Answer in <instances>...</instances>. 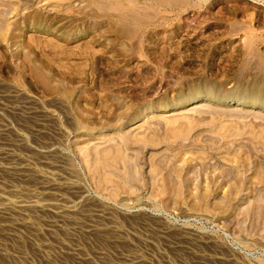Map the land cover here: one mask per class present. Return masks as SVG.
Instances as JSON below:
<instances>
[{
  "label": "rangeland",
  "instance_id": "374dc122",
  "mask_svg": "<svg viewBox=\"0 0 264 264\" xmlns=\"http://www.w3.org/2000/svg\"><path fill=\"white\" fill-rule=\"evenodd\" d=\"M250 28L264 0H0V91L50 149L0 109L29 171L0 264H264V110L225 104L264 92Z\"/></svg>",
  "mask_w": 264,
  "mask_h": 264
},
{
  "label": "bare ground",
  "instance_id": "6f19581e",
  "mask_svg": "<svg viewBox=\"0 0 264 264\" xmlns=\"http://www.w3.org/2000/svg\"><path fill=\"white\" fill-rule=\"evenodd\" d=\"M258 1V0H255ZM251 27L252 24H250ZM247 28H249L247 26ZM247 38H250L249 45H247L246 54L255 59L256 64L261 67L262 71H264V55L259 53L260 44L264 42V32L255 33V31L250 28L248 31ZM246 42L247 39H245ZM254 78H257L258 74H253ZM259 79L255 80V83H258ZM256 96H244L236 95L235 93L232 96H227L225 99L226 105H231L233 103L234 106L246 107L251 109H263L264 110V92L263 91H255ZM207 96L215 98L217 97L212 95L211 89H206ZM235 95V96H233ZM259 96V97H257ZM238 97V98H236ZM0 109L5 110L9 113L18 115L19 117L32 121L33 123L29 126V129L34 134L35 141L38 142V148L35 150V155L38 156L41 160H47L48 155L50 153V149L46 145L45 142L42 141V136L45 131V118L43 115L31 106L26 101L20 100L19 94L15 91H0ZM10 130L5 126L0 125V160H5V164H0V176L3 174L10 175L13 177H19L23 179H29L28 168L27 166L22 165L17 162L21 157L20 155H16L14 150L16 148H20L22 146V140L19 136L16 139H11L9 137ZM128 137H130L128 135ZM20 161V160H19ZM50 184L49 182H43L42 188H48ZM78 196H81V192H77ZM55 194H53L54 196ZM60 197V196H59ZM23 205L18 206H6L4 204L0 205V219H3V224L0 223V231L9 230V224L13 223L17 217H24L25 214L21 211ZM45 208L37 209V212H46ZM47 213L56 214L58 219H67L69 216L56 213L54 211L48 210ZM56 222V220H55ZM52 227V226H51ZM51 229H49L50 231ZM129 264H133V262H129Z\"/></svg>",
  "mask_w": 264,
  "mask_h": 264
}]
</instances>
